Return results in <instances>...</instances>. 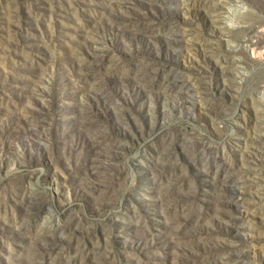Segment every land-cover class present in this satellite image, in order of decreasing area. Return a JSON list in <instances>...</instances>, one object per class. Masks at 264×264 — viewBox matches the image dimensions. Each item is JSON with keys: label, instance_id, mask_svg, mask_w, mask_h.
I'll list each match as a JSON object with an SVG mask.
<instances>
[{"label": "rangeland", "instance_id": "rangeland-1", "mask_svg": "<svg viewBox=\"0 0 264 264\" xmlns=\"http://www.w3.org/2000/svg\"><path fill=\"white\" fill-rule=\"evenodd\" d=\"M178 1L0 0V264H264V0Z\"/></svg>", "mask_w": 264, "mask_h": 264}, {"label": "bare ground", "instance_id": "bare-ground-1", "mask_svg": "<svg viewBox=\"0 0 264 264\" xmlns=\"http://www.w3.org/2000/svg\"><path fill=\"white\" fill-rule=\"evenodd\" d=\"M185 3L186 2L184 0H179L177 3V6L184 9L183 6H185ZM208 3L212 7V9H214V10H220L221 8L223 10V8L224 9L226 8L227 0H209ZM186 33H187L186 30H183L180 27L176 28L175 33H174V37H173L174 38L173 41H175L176 43H179V44L188 43L187 39L185 38ZM53 34L55 35V33H53ZM263 36H264V27H258V26L256 28H254L253 30H251L247 34V37L245 39V45L252 49L253 54L256 52L260 53V54L264 53V39H262ZM212 40H213V38L209 39V41H212ZM235 61H237V58L234 56L227 55L224 57V64H226L229 67L231 66V63L235 62ZM200 78L201 77L193 78L191 76H181V78L174 79L171 83L173 85H175L177 88L185 90L184 95L186 97H188L190 100H195V98L202 96V94L204 92V88H205L204 80L200 79ZM263 97H264V91H263ZM261 104H263V107L261 110H259L257 117L253 120V126L257 129L264 126V99L263 98H262ZM260 108H261V106H260ZM253 169H254V167L249 161H245V162H243V164L236 166V168L232 171L230 176H225L224 178L222 176H220L221 178H220V181L218 182L219 186H217V188H216L218 190H216V191H218V193H220L223 196H230L233 199V205H235L238 209L240 207L242 208L246 204L244 201V195H242V194L244 193V189L248 187L247 184H249V186L254 185V184H256V182L260 181V179L263 178V176H259V174L257 172H253ZM231 178H235L236 183H232ZM261 182H262V180H261ZM258 187H260V186H258ZM258 189H261V188H257V190ZM261 191H263V190H261ZM260 196H261L260 197L261 201L264 202V191L262 192V194ZM232 199H228L229 202H231ZM257 200H258V198H257ZM226 204L230 205L229 203H226ZM223 210H225V209H223ZM237 220H239V219H237ZM238 227L246 230L248 226L245 225L244 222H242L241 225ZM56 230H57L56 227L54 229L50 230L49 232H42V231H40V229H32V230H30L29 236L32 237V242H33L35 248L39 250V249L45 248L42 245L52 242V240H53L52 238L57 236ZM183 233H184V231H183ZM43 242H45V243H43ZM77 251L82 256L80 264H90V262L92 261L90 259L93 257L90 249L84 245H81V246H79V248H77ZM237 253H238V251L236 252V254ZM240 253H238V256ZM51 264H69V263L64 261V260H55Z\"/></svg>", "mask_w": 264, "mask_h": 264}]
</instances>
